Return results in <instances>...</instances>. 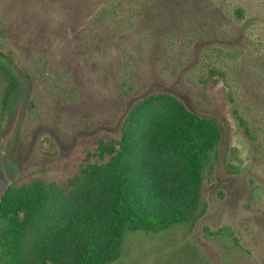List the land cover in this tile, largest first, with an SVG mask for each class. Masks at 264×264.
<instances>
[{
  "label": "trees",
  "instance_id": "obj_1",
  "mask_svg": "<svg viewBox=\"0 0 264 264\" xmlns=\"http://www.w3.org/2000/svg\"><path fill=\"white\" fill-rule=\"evenodd\" d=\"M243 16V7L224 10L218 0H0L5 46L0 54L17 65L41 56L49 75L62 74L81 127L117 125L80 137L59 160L20 172L23 178L60 164L78 165L82 183L76 191L41 181L7 187L0 200V264H112L131 231L193 227L206 211V189L220 158L222 124L231 125L229 115L249 161L247 168L229 163L226 169L242 174L264 165V138L251 132L227 89L230 69L239 66L242 42L248 41L237 35L244 24L233 25ZM126 28L134 30L138 52L163 56L175 45L182 53L204 44L188 78L227 109L218 105L219 113H202L170 91L143 93L137 74L119 58L128 51L122 48L119 63L105 54L114 33ZM237 41L240 47H232ZM37 151L53 155L57 146L47 140ZM260 174L264 177V169ZM262 187L255 185L254 196L263 203ZM206 231L225 264L252 257L228 228Z\"/></svg>",
  "mask_w": 264,
  "mask_h": 264
},
{
  "label": "rangeland",
  "instance_id": "obj_2",
  "mask_svg": "<svg viewBox=\"0 0 264 264\" xmlns=\"http://www.w3.org/2000/svg\"><path fill=\"white\" fill-rule=\"evenodd\" d=\"M218 2L224 10L230 5L244 9L242 21L233 25L238 27L244 24V29H237V35H247L248 41L242 42L243 50L238 54L239 66L230 69L232 77L227 89L234 106L247 119L251 132L262 140L264 0ZM233 19L235 21L236 18ZM133 33L132 28L114 33L105 54L119 63L120 51H128L126 56L119 58L126 61V65L137 74L136 80L141 83L143 93L150 90L170 91L183 98L195 111L219 113L218 105L222 103L212 102L202 94L201 86L188 78L206 48L204 44L193 46L189 52L185 48L182 53L175 45L170 54L161 56V53L151 50L138 52L133 43L137 40ZM240 45L237 41L231 46ZM3 47L0 40L1 50H4ZM40 57L29 58L17 65L0 54V155L3 154L0 164L8 179L5 190L11 184L41 181L55 184L69 193L76 191L82 183L78 165L60 164L23 178L20 172L28 165L59 160L69 155L80 137L92 134L99 128L114 129L117 125H101L96 129L81 127L80 110L76 107L75 98H69L65 79L61 80L63 75L60 74L58 78L49 75L42 67L45 60ZM171 64L177 66L175 71L171 70ZM6 68L16 80L11 79ZM216 98L219 96L214 97L215 101ZM222 106L227 109V105ZM229 121V128L225 122L222 124L220 158L212 176L213 181L206 189V211L197 223L191 228L180 224L157 234L131 231L124 241L120 257L112 264H225L221 252L206 239L207 226L212 231L228 228L232 237L251 251L250 259L238 260L234 264H264V202L254 196L255 185L264 188V177L260 174L264 165L260 164L255 170H246L242 174L230 173L226 169V164L243 168L249 161L247 148L230 115ZM47 140L57 146L56 154L37 151L38 146Z\"/></svg>",
  "mask_w": 264,
  "mask_h": 264
},
{
  "label": "water",
  "instance_id": "obj_3",
  "mask_svg": "<svg viewBox=\"0 0 264 264\" xmlns=\"http://www.w3.org/2000/svg\"><path fill=\"white\" fill-rule=\"evenodd\" d=\"M3 154L0 155V160L2 159ZM7 175L4 172V168L2 163L0 164V200L2 199L4 192H5V188H6V184H7Z\"/></svg>",
  "mask_w": 264,
  "mask_h": 264
}]
</instances>
